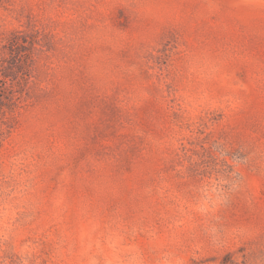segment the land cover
Here are the masks:
<instances>
[{"label":"rangeland","instance_id":"obj_1","mask_svg":"<svg viewBox=\"0 0 264 264\" xmlns=\"http://www.w3.org/2000/svg\"><path fill=\"white\" fill-rule=\"evenodd\" d=\"M10 48L0 264H264V0H0Z\"/></svg>","mask_w":264,"mask_h":264},{"label":"trees","instance_id":"obj_2","mask_svg":"<svg viewBox=\"0 0 264 264\" xmlns=\"http://www.w3.org/2000/svg\"><path fill=\"white\" fill-rule=\"evenodd\" d=\"M15 41L16 40H12L9 44H11V46L14 47L16 44ZM10 53L12 58L6 60L5 64H0V107L2 105L9 106L7 97L5 96V93L1 90V86L3 83H6V81L13 76L14 74L13 69L17 68V67H13V66H17L16 52H14L12 48H10Z\"/></svg>","mask_w":264,"mask_h":264}]
</instances>
